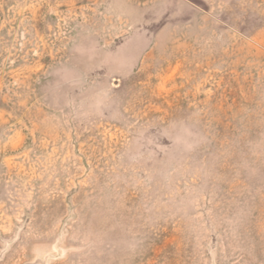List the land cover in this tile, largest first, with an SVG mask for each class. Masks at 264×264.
<instances>
[{"label": "rangeland", "instance_id": "374dc122", "mask_svg": "<svg viewBox=\"0 0 264 264\" xmlns=\"http://www.w3.org/2000/svg\"><path fill=\"white\" fill-rule=\"evenodd\" d=\"M0 264H264V0H0Z\"/></svg>", "mask_w": 264, "mask_h": 264}]
</instances>
